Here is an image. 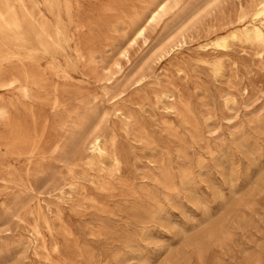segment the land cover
Wrapping results in <instances>:
<instances>
[{"label": "rangeland", "instance_id": "1", "mask_svg": "<svg viewBox=\"0 0 264 264\" xmlns=\"http://www.w3.org/2000/svg\"><path fill=\"white\" fill-rule=\"evenodd\" d=\"M11 1L28 41L0 32V108L17 122L45 113L50 126L30 159L6 143L0 116V264H264V50L205 47L253 0H181L151 24L162 0H26L37 21L63 15L57 52ZM34 63L47 80L31 97L5 85ZM96 134L108 141L103 166L74 162ZM66 182L77 187L61 192Z\"/></svg>", "mask_w": 264, "mask_h": 264}, {"label": "bare ground", "instance_id": "2", "mask_svg": "<svg viewBox=\"0 0 264 264\" xmlns=\"http://www.w3.org/2000/svg\"><path fill=\"white\" fill-rule=\"evenodd\" d=\"M54 1L55 0H44V2L46 4H49V5H53ZM180 1L181 0H162L159 4H157L154 7V9L151 11V13L148 16L146 21L149 24L157 23L162 17H164V15H166L170 11V9L172 7H175V6L178 7L179 6L178 4L180 3ZM14 2L11 0H0V32H3L6 36H8V38L12 42L19 43L20 45L23 46L28 41V39H27L28 31L26 29V26L24 25V20H23L22 16L20 15V11L18 9V6ZM19 2H20V6H21L20 8L24 11V16L25 17L27 16V17L34 19L35 25L33 24V26L37 27V37L43 43L45 48L50 49V50H54L55 52L59 51L63 47V43L69 39L68 29H67L65 23L63 22V15L59 14L57 17V20L53 24H48V23H46L47 21L46 22H42L39 20L37 21V19H39V18L36 19L34 11L32 9H30V7L27 5L26 0H19ZM211 2H212V0L210 1V3ZM217 4H218V2H217ZM214 7H216V6H214ZM204 8H206V6ZM216 8L218 9L219 7L217 6ZM175 9H177V8L175 7L174 11H175ZM201 12H203V11H201ZM201 12H200V14L203 15V13H201ZM197 20H199V19L197 18ZM30 21H32V20L30 19ZM235 22L237 23V26H235L234 28H232L231 30H229L226 33H223V34L219 33V35H217L215 38L211 39L210 42H208L205 45V47L206 48L211 47V49L214 48L216 50H219L220 52H224L231 47V44L234 41L242 42V43H248V44H251L253 46H258L260 48L259 55L262 57L263 50H264V0H253L251 2V4H249L248 6H242L238 15H237ZM192 23L194 24V21ZM192 25H191V27H192ZM186 30H189V26H188V29H186ZM186 30H184V31H186ZM135 31H136L135 32L136 38H143L144 41H148V37L146 35V33H147L146 25L137 26ZM181 34H183V32ZM178 36L176 38H179ZM207 37H208V35H207ZM183 38H184V36H183ZM175 48H177V47H175ZM2 52L3 51H1V53ZM29 53L30 54L28 56H30L31 58L35 57L36 53L33 50H30ZM157 54H159V53L157 52ZM124 56L129 58V53L128 52L124 53ZM35 58H37V57H35ZM3 59H5V56L3 57ZM26 60H28V59H26ZM23 65L24 66H22L19 69L18 74L15 75L14 77H12L10 80H8L5 83V85L8 86L9 88L19 89L20 92L22 93V95L25 98H28V97L32 96L35 88L44 86L47 78H46V73L40 68V66L38 64L34 63L31 66H26L25 64H23ZM117 66L120 68L122 67L119 63L117 64ZM183 66H184V64H183ZM212 66H213V69L216 73L222 72L223 67H224L223 60L218 59V60L212 62ZM50 68H51L52 74L58 78L67 79L70 77L68 71H66L64 69H60L56 65H52ZM173 70H175V69H173ZM225 71H227V69ZM8 87L7 88L5 87V89H8ZM166 91L168 92V90H166ZM55 95L56 96L53 99V103H52L53 105L52 106H53V108L57 109L60 105V99L58 98L60 95H57L56 93H55ZM168 102H170V101H168ZM229 103H230V101H229ZM177 104H179V103H177ZM177 104H175V105H177ZM167 111H168V109H167ZM91 113H93V111ZM83 114H85V113H83ZM0 116L5 121V126L10 131V136L9 135L4 136V140L6 141V143L8 145H11L14 149H17L19 154L26 155L30 159L31 158L34 159V158L39 157L40 155L45 153L44 149L46 148V142H47L46 141V135H47L48 128L50 126V118L45 113L30 110V113H29L26 121L17 122V121H11L10 111H8L7 108L3 107V108H0ZM127 119H130V118H127ZM134 123H135V121H134ZM75 124H77V123H75ZM70 129H71V127H70ZM105 138L99 134L94 135L93 138L90 140L88 146H87L86 152L77 154L76 158L74 159V162H75V160L81 161L90 167H92L94 165H99V164L102 165L104 162L103 158L105 156H108V154H109V150H108V146H107L108 141L105 140ZM71 140H74V139H71ZM106 141H107V143H106ZM61 144H62V140L59 139L54 143V146L60 148ZM118 152H119V150H118ZM27 160H29V159H27ZM113 162H114L115 166L118 168L121 164V159L118 156L113 155ZM22 173L23 172H21V174ZM83 174L84 173H81V176ZM10 182L11 181H9V183ZM13 182H11V183H13ZM16 182H18V181H16ZM22 182H24V181H22ZM68 184L72 187L74 182L73 183L66 182L64 184L61 183L58 185V188L61 190V192H64L65 186ZM73 186H75V185H73ZM75 187H77V186H75ZM57 195H59V193ZM33 212H34V210H33ZM209 236H210V234H209Z\"/></svg>", "mask_w": 264, "mask_h": 264}]
</instances>
